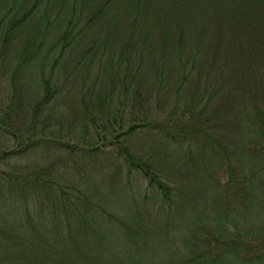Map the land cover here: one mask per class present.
Returning a JSON list of instances; mask_svg holds the SVG:
<instances>
[{"label":"trees","instance_id":"trees-1","mask_svg":"<svg viewBox=\"0 0 264 264\" xmlns=\"http://www.w3.org/2000/svg\"><path fill=\"white\" fill-rule=\"evenodd\" d=\"M56 1L45 0L42 11L38 0L0 3V66L14 32L24 35L9 74H0V264H99L117 255L102 264H136L160 251L170 256L171 246L180 248L177 264H264V216L254 218L264 212V182L228 162L233 150L264 159V113L223 93L242 67L236 51L250 67L252 55L264 61V0ZM53 7L64 21L45 44ZM34 77L32 99L24 81ZM187 148L194 151L181 153ZM175 151L190 169L183 178L203 170L215 182L184 218L171 211L193 189L171 172ZM129 170L148 180L150 194L131 189ZM118 171L125 186L113 182ZM137 198L144 207L135 214ZM152 202L162 215L147 216ZM239 217L241 244L227 234ZM53 220L68 231H52ZM71 228L68 260L58 245Z\"/></svg>","mask_w":264,"mask_h":264},{"label":"rangeland","instance_id":"rangeland-1","mask_svg":"<svg viewBox=\"0 0 264 264\" xmlns=\"http://www.w3.org/2000/svg\"><path fill=\"white\" fill-rule=\"evenodd\" d=\"M1 1H3V0H0V3H1ZM4 1H7V0H4ZM12 1L13 0H8L7 3H10ZM33 1L34 0H15V3L16 4H20V3L23 4V8H24L30 2H33ZM38 1H39L38 2V8H41L40 10L42 11L43 10V6L45 4L44 3L45 0H38ZM54 1H55V7L56 8L58 6H60L56 0H54ZM204 4L205 3H201L199 5H204ZM0 8H1V5H0ZM198 8H200V7L198 6ZM11 10H15V8L12 7ZM49 13L51 15V18H52L53 13H54L55 20H54L53 24L46 30L45 44L50 43L51 41H53L56 38V36H57L56 32H57L58 25H59V23H61V21H64V17H62V13L61 14H57L54 7L49 9ZM122 19H125V17H123ZM194 28L195 29L197 28V24L196 23H195V27ZM153 33L156 34L155 32H153ZM23 36L24 35H22L20 32L19 33H17L16 31L14 32V38L8 44V50H9L8 61H7V63L4 64V66H0V74L3 73V72H4L5 75L7 73L9 74V72L11 70V67L13 66V63L15 62L16 52H17V50L19 48H21V45H20L19 42L23 39ZM36 40H39V37H37ZM96 41L97 42H102L103 40H102V38L97 37ZM202 41L206 45L205 47H208V48L211 47L210 45H212V42H213L211 32ZM85 42H88V41H86V40L82 41L83 44ZM102 43H104V42H102ZM116 43L117 42L115 41V44H114L115 49L117 47ZM254 45L256 47V38H254ZM187 48H188V45L185 46V49H184V54L185 55L188 52ZM223 49H224V47H223ZM235 53H236L235 62H241L242 63V67L240 68V70L238 72H235L233 74L234 80L231 81V82H228L229 86H225V90H224L223 93H225L226 95L233 94L234 96L235 95L236 96H241L240 100L244 101L242 103L243 104H247V106L250 107L249 110L254 111V114L258 113L257 110H261L264 113V61H258L256 58H254L256 56L252 55L249 58V61L252 63L253 67H250L242 59L241 52L238 53V51H236ZM259 64L261 65L260 67H258ZM3 67H5L4 70H1ZM149 70H150V67H148V71ZM149 72H152V70H150ZM167 74H168V72H166V76L167 77L163 80V82H165L166 85H167V82L170 83V80L168 79V75ZM150 79L152 80V82H155V77H152ZM225 81L226 80H224V82ZM24 82H25V84H24L25 87L24 88L29 90L28 91V95L29 94H33L31 98L35 99V97L37 96V90H35V87L37 85V78L34 77V79L32 78L31 81H28V80L25 79ZM240 83H241V85H240ZM0 85H2L0 88H2L3 91L7 90V88L4 87V86H6V82H5V78L4 77H0ZM0 98H2V97L0 96ZM141 136L144 137L143 135H141ZM262 138L264 139V136ZM135 139L137 141H139L137 144H139V145L142 144L143 139L140 141V140H138L137 136H136ZM247 139H248L247 136H243L242 137V140H244V141L247 140ZM131 141H132V138H131ZM6 144L7 145H12L13 141L8 139V140L5 141L4 145H6ZM260 146H263V145L260 144V143H258L256 145V147H260ZM141 147L143 148V149L142 148L141 149L146 152V150L144 149V147L142 145H141ZM184 147H187V146H184ZM190 150L194 151V149H192V148H187V149L182 150L181 153L182 152L183 153H188ZM233 151H234V155H230V158H229L228 162L232 163L233 166L238 167L239 169H243V171L247 172V174H250V172H253L254 174L253 175L252 174L249 175L250 177L253 176L252 177L253 179H256L258 181L264 182V159L261 158V155L256 154L251 149H246L245 153H243L242 155L236 150H233ZM175 152H176L175 154L170 153L172 155V157H175L178 154V156L175 157V159H174V161H176L177 164H175V166L173 167L171 172L173 173L174 177L178 178L179 183H182V185L184 186L185 189H193V191L190 192V193H183V197H182L181 203L178 205L176 210H172L171 211V213H173L174 217H176V218H181V217L184 218L183 216L186 215V212H187L188 208L199 207L203 203V200H204L205 197L213 195L215 182H214V179L211 178L203 170H201V172L199 174V177L196 180L193 179V181H188L187 177L183 178L182 176L184 175L185 169H188V170H190V169H189V167H185V166H183L181 164V161L183 160V156H181L179 153H177V151H175ZM262 153H263L262 155H264V152H262ZM23 162L26 163V160H23ZM102 164L103 163L101 162V166H97L99 168L95 172H97L101 168H103V166L105 164L103 166H102ZM97 165H99V164H97ZM209 169H211L210 166H209ZM178 170L182 171V175H179L178 172H176ZM129 171H130V176L129 175L127 176L128 177L127 182L130 183L131 189L134 191V188H132L131 185L140 186V187H142V190H145L148 194H150L151 190H152V186L149 185L148 180H146L143 177L138 178L137 171H133V170H129ZM217 173L221 175V178H220L221 181H225L226 178L228 177V174L226 172V167H221L219 170H217ZM116 174L117 175L113 179V182L117 183L118 186H122L123 184L125 186V183H124V180H123V173L118 171ZM169 176H170V178H172L171 175H169ZM245 177H246V175H244V178ZM107 180H109V179H107ZM245 180H247V178H245ZM173 181L174 180L171 179L170 181H168V183H166L167 186H168L166 188V190L168 189L169 192H170L171 186L174 188ZM262 185H264V183ZM111 188H113V187H111ZM131 189H130V191H131ZM136 189H138V187ZM261 189H264V186L261 187ZM172 190L173 189H171V191ZM128 192H129V189H128ZM128 192H127V190H125L124 194H122V195H127ZM260 197H262V199H264V194H260ZM135 200L138 201V204H137L138 207L136 209H134V213L138 214L139 208L143 209V207H144V205L142 204L144 201L141 198H137ZM210 204L213 207V209H216V207H215L216 205H215L214 202H211ZM151 205H152L151 206L152 207V213L148 212L147 216L151 215L153 218H155V217H158V216L162 215V212L158 210V206L154 205L153 202L151 203ZM204 207L206 208V206H204ZM263 216H264V212H261L257 216H254L255 221L257 222ZM254 218L252 219V221L254 220ZM53 221H54V225L52 226V231L61 232V233L63 231H68V230H65L63 227H61L60 220H57V221L53 220ZM243 221H244V219L242 217H239L236 220L235 219H233V220L231 219V222L234 223V225L231 228V232H227V234L229 236H231L232 233H233L235 235L236 241L239 244H241V239H240L241 237L238 236V229H239V227L242 226L241 222H243ZM250 224H251V221H249V225ZM172 225L174 226V224H172ZM155 227L156 226H154L153 229H155ZM161 227L163 228L164 226H161ZM218 227L219 226H215L213 228L215 230H217ZM140 229H142V227L139 225L138 226V230H140ZM170 229H172V227H170ZM138 230H136V232ZM260 230L264 231V225L263 224H262ZM75 233H76L75 229H72V228L69 229V235L68 236L71 235L70 238L67 236L69 239H63L58 245V247L61 250V256L65 255L66 259H68V260L71 259L72 248L76 245V240L74 238ZM170 233H173V232H171L169 230V234ZM216 233L220 234L218 232H216ZM246 237H248V235L245 236V238ZM98 244L102 245V243H98ZM106 244H107L106 245L107 247H111V244L109 243V241H107ZM169 250L171 252L170 256H166V254H164V253H162L160 251L156 256H153L151 258H148L146 256V257L143 258L144 259L143 261H136V264H166V263L177 264V263H182V262H180V261H182V259L176 253L177 250L180 251V248L177 247V246H171ZM119 256L122 257L121 255H117V256H114V257H112L110 259L109 257L102 256V260L103 261H100L98 263L99 264L106 263V262L114 263V260L118 259ZM136 256H141V255H136Z\"/></svg>","mask_w":264,"mask_h":264}]
</instances>
